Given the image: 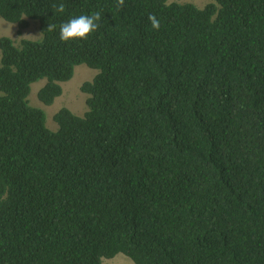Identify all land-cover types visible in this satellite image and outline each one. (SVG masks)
<instances>
[{
	"label": "trees",
	"instance_id": "obj_1",
	"mask_svg": "<svg viewBox=\"0 0 264 264\" xmlns=\"http://www.w3.org/2000/svg\"><path fill=\"white\" fill-rule=\"evenodd\" d=\"M97 11L87 39H59ZM0 16L42 34L0 37V264H264V0H0ZM79 64L99 70L87 110L51 130L31 84L51 105Z\"/></svg>",
	"mask_w": 264,
	"mask_h": 264
},
{
	"label": "rangeland",
	"instance_id": "obj_2",
	"mask_svg": "<svg viewBox=\"0 0 264 264\" xmlns=\"http://www.w3.org/2000/svg\"><path fill=\"white\" fill-rule=\"evenodd\" d=\"M178 2H192L199 8L204 7L210 0H175ZM24 37L17 34V25L6 21L0 16V37L7 36L12 38L18 44L21 38L30 40H40L42 34L39 29V21L31 19L27 29L22 31ZM1 55V52H0ZM99 72L98 69L90 68L86 64H79L75 67L73 77L65 82H61L62 94L54 99L51 105H44L37 97L38 90L46 83V79H40L31 84V92L28 96L30 105L40 107L46 114V125L51 130L57 129V123L54 120V114L62 107H67L74 114L82 116L87 110L85 103L87 94L81 91V85L85 81H91ZM102 264H134L130 258L122 253L117 254L113 258H103Z\"/></svg>",
	"mask_w": 264,
	"mask_h": 264
},
{
	"label": "clouds",
	"instance_id": "obj_3",
	"mask_svg": "<svg viewBox=\"0 0 264 264\" xmlns=\"http://www.w3.org/2000/svg\"><path fill=\"white\" fill-rule=\"evenodd\" d=\"M125 0H117V6L122 8ZM57 12L64 11V4L53 5ZM102 19L101 12L97 11L88 15H79L70 18L68 21L62 23L59 27V39L64 42L77 39H87L92 33L96 32L100 27L99 21ZM148 20L154 30H159L161 21L154 13L148 14ZM47 29L53 31L56 29L55 24H48Z\"/></svg>",
	"mask_w": 264,
	"mask_h": 264
},
{
	"label": "crops",
	"instance_id": "obj_4",
	"mask_svg": "<svg viewBox=\"0 0 264 264\" xmlns=\"http://www.w3.org/2000/svg\"><path fill=\"white\" fill-rule=\"evenodd\" d=\"M21 36H23V33L21 34ZM24 37V36H23Z\"/></svg>",
	"mask_w": 264,
	"mask_h": 264
}]
</instances>
